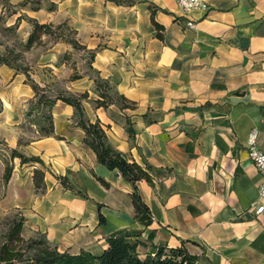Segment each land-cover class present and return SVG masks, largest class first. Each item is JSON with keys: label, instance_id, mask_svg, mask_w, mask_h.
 Instances as JSON below:
<instances>
[{"label": "crops", "instance_id": "crops-1", "mask_svg": "<svg viewBox=\"0 0 264 264\" xmlns=\"http://www.w3.org/2000/svg\"><path fill=\"white\" fill-rule=\"evenodd\" d=\"M49 1L54 9L41 5L32 17L66 19L114 101L95 105L89 72L69 77L63 57L75 47L65 40L39 54L31 76L40 84L58 79L65 92L86 90L84 116L100 120L125 158L151 166L152 183L136 185L152 221L135 218L132 183L97 160L74 107L57 99L49 109L53 131L26 145L52 171L44 169L43 191L34 193L37 166L13 160L11 185L28 192L27 201L14 200L23 226L42 227L52 245L72 253L98 254L110 232L135 227L142 256L153 244H183L198 264H264V212L251 207L261 177L247 155L252 132L264 148V0H206L207 8L188 12L174 0ZM1 71L14 82L10 91L33 97L24 74L6 65ZM118 94L133 105L122 106Z\"/></svg>", "mask_w": 264, "mask_h": 264}, {"label": "trees", "instance_id": "trees-1", "mask_svg": "<svg viewBox=\"0 0 264 264\" xmlns=\"http://www.w3.org/2000/svg\"><path fill=\"white\" fill-rule=\"evenodd\" d=\"M27 2L29 0H23ZM37 1V0H35ZM120 2L122 0H113ZM54 2H52V6ZM50 6L49 9L53 7ZM39 8V4L32 6ZM20 16L17 17V21ZM31 19V29L23 43V49L30 48L33 44L38 43L42 34L57 36V39L65 40L74 47H82L69 33L65 32L68 26L65 23L54 25L51 22L38 21ZM154 25L159 28L152 17ZM17 22H15V25ZM160 35V34H159ZM12 54V58L9 57ZM93 54L89 53L87 60L88 68L93 72L90 76L93 79V89L98 92L99 97L93 101L96 106L107 107L109 103L114 101V93L108 89L106 79L100 77L98 71L90 65ZM21 53L15 51L14 48H6L4 53L0 54V64H6L15 69V72H23L24 81L27 82L34 90V99L30 102V109L26 112L31 113L34 108L43 111L49 109L57 99H60L74 107L76 122L84 131L83 141L88 144L96 153L97 160L110 169L116 168L123 177L132 183L131 199L134 206L135 218L148 225L152 221V214L148 205L142 200L138 191L136 181L145 179L152 183L153 177L149 169L151 166L146 163L141 165L135 160H128L122 153L114 148L108 141L105 128L102 126L98 118L93 121L86 118L83 113V99L88 97V92H65L63 90L47 91L48 84L41 85L36 81L29 72L26 65H21L18 59H22ZM80 74L75 73L70 78L78 77ZM124 103L122 106H130L127 98L123 94H118ZM1 110V105H0ZM48 127H41L40 134H47L53 131L52 120ZM131 132V128L127 127ZM19 157L20 162L38 161L44 164L38 155L27 156L16 148H10L9 157L4 168V180H8L11 171V160ZM44 169L35 167L33 171V181L36 188L44 189ZM60 182L68 188L71 185L66 183V178L58 176ZM25 216L22 213L13 214L3 237L0 238V264H198L197 255L190 253L187 248L181 244L178 246H168L166 244H153L147 252L142 256L139 251V245H143L144 241L140 237V229L135 227H122L110 232L106 236L107 246L98 254H94L88 250L81 249L76 253L69 252L66 249L60 250L56 245L48 242L44 236L24 238L21 234ZM105 220L104 215L99 212V221ZM150 238V235H149Z\"/></svg>", "mask_w": 264, "mask_h": 264}, {"label": "rangeland", "instance_id": "rangeland-1", "mask_svg": "<svg viewBox=\"0 0 264 264\" xmlns=\"http://www.w3.org/2000/svg\"><path fill=\"white\" fill-rule=\"evenodd\" d=\"M36 4H39V6L42 5L47 10H51L49 8L52 6V1L29 0L24 2L23 0H0V52L2 51V53H4L7 47L14 48L15 51H19L21 53L20 58L22 59H18L17 62L21 65L28 66L29 72L33 76L35 74L34 68L36 69L38 67L39 54L44 52L51 42L58 40L57 36L42 34L40 41L31 46H35V48L32 49L30 47L28 49H23L22 45L31 29L30 18H35L32 17L33 14L35 15V13L32 12V9H34L32 6ZM52 7V9H54L55 4ZM18 16H20V19L17 21ZM15 22H17L16 25ZM51 23L53 26L65 23L68 26V29H65V32L73 36L74 31L71 28V25L67 23L66 19L61 22L51 21ZM72 52H70L67 57H63L64 59H67V62L69 63V65L66 66L68 67L67 74H69V77L78 73V70H84L89 72V74H93V72L87 68L89 52L85 53L81 47H75ZM9 57L12 58V54H10ZM1 65L6 64H0V238L3 237L13 214L22 213V206L14 204L15 197L24 198V200L26 198L27 201L28 196V192H15V189H13L11 185V175L7 181L4 180V168L9 157V150L10 148H16L27 156L33 155L28 151L30 147L26 146L27 143L30 144L31 140L37 139L38 136L41 135V127H48L50 124L49 122L52 120L51 114L47 109L41 111L38 110V108H34L31 113H26L31 108L30 102L35 98L34 95L28 100H24L22 96L20 98L19 95H16V87L10 91L14 82H12L11 78L9 79L10 76L8 74L6 75L1 71ZM21 73L24 74L23 72ZM59 78L62 79L61 75ZM56 81L52 84H48V93H50L49 91L60 90L58 89L60 80L56 79ZM44 84L46 83H41V85ZM117 100L122 102L121 104L124 103L120 98H117ZM128 103L130 106L133 105L130 102ZM14 138H16V144L13 143ZM14 159L15 158L11 160L12 166ZM26 162L25 166L33 164L38 168L47 169L50 173H52L49 166L45 163L41 164L38 161ZM23 183L25 184V182ZM41 191L43 190H41L40 187L36 188L34 185V193L38 194ZM28 203L29 202L26 203L25 207H27ZM21 234L24 238L39 236H44V238H46L42 227H34L30 223H25Z\"/></svg>", "mask_w": 264, "mask_h": 264}, {"label": "built area", "instance_id": "built-area-1", "mask_svg": "<svg viewBox=\"0 0 264 264\" xmlns=\"http://www.w3.org/2000/svg\"><path fill=\"white\" fill-rule=\"evenodd\" d=\"M176 4L184 11L188 12L192 8H207L206 0H174ZM247 155L252 160L260 173V182L257 188V198L251 203L255 214L264 212V148L256 144V132L248 136Z\"/></svg>", "mask_w": 264, "mask_h": 264}]
</instances>
